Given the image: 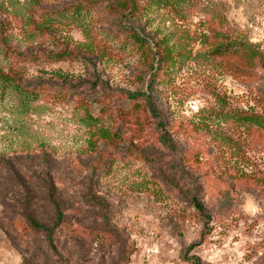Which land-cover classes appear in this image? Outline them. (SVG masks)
I'll use <instances>...</instances> for the list:
<instances>
[{
  "label": "rangeland",
  "instance_id": "obj_1",
  "mask_svg": "<svg viewBox=\"0 0 264 264\" xmlns=\"http://www.w3.org/2000/svg\"><path fill=\"white\" fill-rule=\"evenodd\" d=\"M157 1L129 19L171 51L153 81L110 0H0L21 78L0 89V264H264V67L210 53L224 30L264 55V0ZM52 201L51 242L25 222L52 228Z\"/></svg>",
  "mask_w": 264,
  "mask_h": 264
},
{
  "label": "trees",
  "instance_id": "obj_2",
  "mask_svg": "<svg viewBox=\"0 0 264 264\" xmlns=\"http://www.w3.org/2000/svg\"><path fill=\"white\" fill-rule=\"evenodd\" d=\"M112 3H115L116 6L122 11L121 18L123 19L125 29L128 31V35L135 43H138L139 46L143 48H148L152 54V59L156 64L157 76L153 78V81L158 79L160 72L163 68H171L173 64V59L171 57V51L168 47H163L160 50L158 45H155L154 50L150 48V44L145 42L138 31L130 24L129 19L136 18L141 14L145 15L152 11V9H157L161 6V3L157 0H147L142 2L141 0H110ZM211 50L210 53L216 58L223 62L229 73L238 80H245L252 74L256 73L258 69L264 67V55L258 52L253 45L248 43H243L242 41H233L228 38V34L224 30H219L217 32L213 31L211 33ZM13 60L16 61H36L37 57H25L19 55L18 53H13L10 56ZM31 59V60H30ZM170 65V66H167ZM21 78L20 76H12L3 74L0 72V89L10 88L13 90H18L20 88ZM134 103L141 104L143 103L141 94H134L130 96ZM147 107L150 108V102H147ZM164 141L169 145V141L164 138ZM6 163L3 160H0V168L3 169ZM98 171V170H96ZM94 171L93 173L97 174L98 172ZM54 207L55 213V225L52 228H45L35 221L34 218L26 216V228H30L36 232L44 231L47 234V237L52 242V235L55 228L59 227L63 223V215L60 210V207L55 201L51 202ZM194 207L196 210L201 211V206L195 202ZM193 264H201L197 258L192 259Z\"/></svg>",
  "mask_w": 264,
  "mask_h": 264
}]
</instances>
